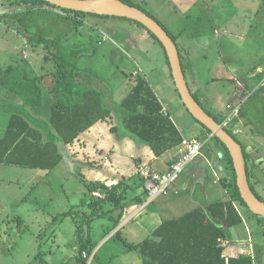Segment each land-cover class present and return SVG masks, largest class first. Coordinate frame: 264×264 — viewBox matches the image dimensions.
<instances>
[{
    "label": "rangeland",
    "instance_id": "obj_1",
    "mask_svg": "<svg viewBox=\"0 0 264 264\" xmlns=\"http://www.w3.org/2000/svg\"><path fill=\"white\" fill-rule=\"evenodd\" d=\"M131 1L148 12L150 9L154 11V17L174 37L184 56L190 90L213 115L224 118L225 127L247 148L251 156L252 174L255 169L260 173V178L252 175L250 181L264 199V138L253 134L251 124L240 112L242 104L261 86V95L264 97V80L259 83L261 70L264 71V0ZM16 9L19 10L17 7L3 8L10 15L5 17V13L0 11V69L13 65L20 69L28 63L25 55L33 53V63L36 64L33 75L48 74L46 87L52 89L56 81V67L48 57L46 44L61 37L60 46L70 50L81 39L69 40L73 36L70 24H58L56 27L57 17L50 9L37 10L23 16L13 14ZM94 18L99 24L92 20L93 17L87 18L86 27L80 30L84 38H95L100 34L103 40L110 37L126 49L130 61L136 60L139 74L156 91L159 89L163 93L160 99L182 134L200 140L203 133L201 125L188 112L177 92L163 47L143 27L131 21L112 17L108 20ZM100 24L104 26L98 30L95 26ZM40 26L51 35H46ZM92 27L94 30H91ZM84 38L81 42H85ZM67 39L70 42L65 45ZM113 40H109V43ZM91 64L95 70L94 65L98 66L99 63ZM129 66L128 62L120 66L123 69L114 73L109 78L110 82H103L106 92L114 94L106 95V103L113 110V117L99 124V128L104 127L102 129L106 131L104 133L109 146L121 147L119 173L125 176L126 182L134 184L131 188H135L143 181L137 174L135 160L141 158L145 162L148 157L143 145L126 136L121 118H118L117 104L123 99L122 95L132 89L133 69ZM44 98V107H40L43 116L40 117L47 118L53 99L48 93ZM18 107H12L9 112L7 110V116ZM8 122L9 119L7 125ZM112 127L115 131H111ZM3 133L4 129L1 128L0 137ZM125 141H129L133 147H123ZM214 145L213 142L209 143L207 148L215 151ZM218 148L221 152V148ZM86 153L91 157L78 155V148H66L62 163L50 172L0 165V264H42L43 258L46 261L44 264H79L76 257L79 254V243L75 235L77 222L83 224V214L89 213L91 198L89 187L80 178L85 177L87 182L100 180L98 173L109 175L107 170H112L111 167H103L105 161H92L94 150L89 149ZM203 155L201 158L205 159ZM209 157L212 159L211 155ZM207 160L209 166L200 161L187 166L183 173L185 186L179 185L177 188L180 196L160 197L142 209L145 202H136L135 192L129 190L124 201L127 204L124 217L118 226L122 230L121 238H112L111 234L106 236L107 230L114 226L112 214L116 211L113 215L116 219L121 213L119 210L112 211L113 205L106 203L104 208L111 213L94 220L90 228L91 237L99 246V255L91 264H144L145 258L137 250H129L124 242L128 241V231H132L127 233L131 234L129 243L137 244L147 239L166 220L180 217L214 201L230 199V188L227 186L233 181L232 171L228 173V167L225 172L221 171L218 164L222 160L217 156H213L212 162ZM221 163L227 164L223 161ZM119 182H124L127 187L125 181ZM93 196L99 197L95 194ZM172 199L174 202L180 199L183 201L176 209H169L171 202L168 201ZM235 205L243 217V223L227 231V239L224 240L228 244L226 251H233L237 247L239 251L249 252L250 246L255 248L264 244V225L258 223L245 207L238 203ZM72 209L75 210V216L65 217ZM87 230L88 227L83 228L84 235H87ZM56 235L61 242L57 241ZM261 257L264 261V252ZM86 260L91 262L89 257Z\"/></svg>",
    "mask_w": 264,
    "mask_h": 264
},
{
    "label": "trees",
    "instance_id": "obj_2",
    "mask_svg": "<svg viewBox=\"0 0 264 264\" xmlns=\"http://www.w3.org/2000/svg\"><path fill=\"white\" fill-rule=\"evenodd\" d=\"M121 1L144 11L154 18L177 45L168 29L151 12L136 6L131 0ZM5 7H17L19 10L16 9V13L13 14H20L21 16L26 13H34L37 10L40 12L50 9V12L57 17L55 19V22L57 21L56 27L58 24L65 25L69 23L72 32H80L82 28L86 27L85 21L87 18L93 17L92 20L96 24H99V22L94 17L107 20L111 18L110 16L63 10L41 0H0V11L5 13L4 17L10 16L6 14L7 10H3ZM125 20L143 27L163 47L159 39L143 25L133 20ZM102 26L104 25L100 24L95 27H98L99 30V28H103ZM40 29L43 30L41 26ZM91 30H94V27ZM43 32L46 35H51L46 30H43ZM81 35H83V32ZM98 35V42H102L103 38L100 37V34ZM90 38L91 40L94 39L93 36H90ZM60 40L61 37L49 41L45 47L50 61L56 67V73H54V76H56L55 86L49 91L46 92L43 86V80L48 74L33 75L34 73L28 71L27 65L22 66L20 69L13 65L7 69L4 84L22 103L13 110L7 129L4 135L0 137V165L50 172L62 163L64 150L74 145L83 133L89 131L96 124L105 123L113 117V110L107 106L105 95L95 85L96 80L106 83L104 78L98 76L90 68L79 69L76 62L81 51L75 49L64 50L60 46ZM52 50L55 51L52 53ZM179 54L186 76L184 56L180 50ZM69 57H73V59H69ZM166 59L172 76L167 55ZM131 78L132 89L117 104L118 118H121L126 136L137 144L149 147L156 157H162L172 150L176 151L172 166L182 157L178 153V149L183 141V135L169 115L165 113L161 101L148 80L138 72L133 73ZM259 80L261 84L264 80L263 73L259 75ZM255 88L256 86L252 91ZM262 91L263 86L242 104L240 112L251 124L253 134L256 137L264 138V97L261 95ZM46 93L52 96L53 103L50 107L49 116L43 118L35 113L38 108L44 107ZM191 93L209 115L219 124H223V117L213 115L198 100L195 93L192 91ZM199 124L201 125V131H203L199 139L205 143L204 156L207 158L208 155H211V157L215 155L219 160L226 161L228 168L233 173V181L227 186L230 188V199L214 201L197 207L180 217L166 220L146 240L140 243L132 244L126 240L124 242L129 250H137L140 256L145 258L144 264H255V259L250 254H241L237 257L224 256L225 249L220 241H226L229 229L243 223V217L235 203L245 207L257 222L263 225L264 217L254 215L241 198L236 183L233 160L225 144L217 137L209 139L212 136L211 131L201 123ZM225 130L241 144L238 137L230 129L225 127ZM111 131H115V128H112ZM212 142L215 144V151L207 148L209 143ZM218 147L221 148V152L217 150ZM243 149L246 159L250 160L251 156L248 154L246 147L243 146ZM250 178L251 176L248 173L252 191L260 200L264 201L255 191ZM80 180L89 187L91 198L88 204L89 213L83 214V224H79L76 218V235L79 243L77 260L79 264H91L99 255V250H96L98 243L94 242L91 237V225L94 220L111 213L110 210L104 208L105 204L109 203L113 205L112 211L119 210L121 213L116 219L111 216L114 226L107 230L106 236L118 228L127 205L124 201L126 200L128 186L125 187L124 182L112 186H107L102 182H87L85 177H81ZM94 193H99L100 197L93 196ZM140 203H144L143 199ZM74 211V209L70 210L65 214V217L75 216ZM84 227H88L87 235H84L82 231ZM115 237L121 238L120 230L112 235V238ZM88 257L91 259L90 263L86 260Z\"/></svg>",
    "mask_w": 264,
    "mask_h": 264
},
{
    "label": "crops",
    "instance_id": "obj_3",
    "mask_svg": "<svg viewBox=\"0 0 264 264\" xmlns=\"http://www.w3.org/2000/svg\"><path fill=\"white\" fill-rule=\"evenodd\" d=\"M149 12H151L152 14H155V12L152 11L151 9H150ZM98 36H95V38L91 40L90 37L89 38L88 37L84 38V36L81 35V33L77 31V32H73V36L69 38V40H71V41H73V40L75 41V40L81 39V40L76 42V46L75 47H72V48L70 47L69 48L70 50H73L74 48H78V49H75V50L81 51L80 57L78 58V60L76 62V65H77V67L79 69L85 70V69H89L90 68L91 70H93L94 68H93V65L91 63L98 62L99 63L98 66L94 65V66H96V68L93 71L98 76L104 78V80L106 82H108V81L110 82L109 78L114 73H116L119 70L123 69L120 66L123 67L125 64H127V62L130 64V66H132V67H130V66L129 67L131 69H133V73L136 74L138 71L140 72L139 66L135 63L136 60H135V62L134 61H132V62L130 61L131 58L127 55L126 49H124L123 47L119 46L116 43V41H114L113 39H110V37H108L109 39H106L107 38L106 37V38H104V40H102V42H98L99 41L98 40L99 39ZM74 37H76V39H73ZM83 38H84L85 42H81ZM69 40L68 41H66V40L64 41V42H66L65 45H68V42H70ZM109 40H113V42L109 43ZM65 48H67V47H65ZM33 56H34L33 53H29V54H27V56L25 55L26 61L28 62L27 63L28 71H30L32 73H34V70H35L34 66L36 65V64L33 63L34 62L33 61ZM7 69H8V67L5 68V69H0V129L1 128L4 129V133H5L6 126H7V119H10V116H11V115L7 116V110L9 112V110L11 111L12 107L13 108L14 107H18L22 103V101H20L13 92L8 90V88L4 84V80L6 79ZM263 72L261 70V73H263ZM38 76H40V75H38ZM125 78H126V75H125ZM47 80H48L47 77L43 80V86H44L46 92L49 91V88L46 87V85H47L46 81ZM95 85L96 86L98 85L99 89L105 95L106 101H107V97H106L107 94L110 95V93H111L112 95H114L112 92H109V93L106 92V88H105L104 84L102 82H100L99 80H96ZM101 86H103L104 89H102ZM132 86H133V83H132ZM151 87L153 88V86H151ZM130 90L131 89H129L128 92H130ZM153 90H154V92L156 93V95L158 96L159 100L161 101V103L163 105V102L160 99V97L163 96L162 95L163 93H161V91L159 89H157V91H156V88L155 89L153 88ZM128 92L127 93L125 92V94H123L122 97L126 96L128 94ZM112 95H110V96H112ZM120 102H121V100H120ZM163 107H164V110H165L166 114L168 115V111H167L166 107L164 105H163ZM41 108H38L36 110V113L39 116H43L40 113V109ZM12 112H13V110H12ZM99 124H101V123L96 124L89 131L83 133L79 137V139L75 142V144L72 145V146L67 147V149L73 150V149L78 148L80 150V154H78V155H83V156L86 155L87 157H91V155H87L86 151H88L89 149H92V150H94V154L92 156L93 157L92 161L98 162V161L102 160V161H105V163L103 164L104 168L105 167L106 168H110L111 167V169H112L111 171L107 170L109 175H106V174L105 175H101L100 173H98V176L100 177L99 178L100 180H95V181H92V182H102V183L106 184L107 186L116 185V184L119 183L120 180L126 182L125 176L124 175L121 176V173H119L120 164H119L118 157H119L120 152H121L122 149H121V147H117V146L116 147L115 146L114 147L109 146V144L106 142V140H107L106 139V135H105L106 131L104 129V131H105V133H104V131L102 129L104 127L99 128ZM4 133H3V135H4ZM187 138H189V137H187ZM77 145H79V146H77ZM123 147H126L127 149H131L133 147V144H131L129 141L128 142L125 141ZM143 150H144V152H146L148 160L145 161V162L141 158H136V160H135L136 163H137V166H138L137 174L139 175L140 178H142L141 180H144L143 173L145 171L160 172V173L166 172L169 169V167L171 166V164L173 163L174 157L176 156V153H177L176 151L172 150V151H170L169 153L165 154L162 157H156L149 147L143 145ZM72 154H74V153L72 152ZM213 156H215V155H213ZM213 156H212V159H213ZM200 158L201 157L197 158L194 162L195 163H197L198 161L204 162V163H207L208 166L210 165V163L207 162L208 161L207 159H210L209 161L212 162V159L209 156L207 158L205 157V160L203 158H201V160H200ZM89 159H92V158H89ZM97 159H98V161H97ZM222 161L226 162L224 160H222ZM221 162L218 164L219 165L218 167L221 169V171L225 172V169H226V167H228V165L227 164H223ZM229 170L230 169L228 168V170H227L228 173L230 172ZM183 173L180 176V178H179L178 182L176 183V185H174L173 188L171 189L170 195H178V196H180V193H179L177 188H178L179 185L180 186H185V184L183 182V175H184ZM227 177H228V175H227ZM135 184H137V183L135 182ZM133 185L134 184L129 183V181L126 182V186H128V191L133 189L132 192H135V197L134 198H136V202H140L141 199H143V201L146 204L147 195H146L145 191H143L144 190L143 183L140 184L142 186L137 184L138 186H136L135 188H131ZM94 194L98 195L100 197L99 194H97V193H94ZM139 199H140V201H139ZM181 201H183V199H180V200L175 201V202H174V199L169 200L168 202L169 203L171 202V207L169 209H176L179 206V203ZM145 207H147V206H143L142 209L145 208ZM114 214H116V211L112 214V216ZM140 228L142 229V226H140ZM118 230H119V228H117L115 231H113L110 234L113 235ZM120 232L122 233V230ZM128 232H132V231H128ZM127 233H126L127 240H128L127 242L129 243V241H130L129 236L131 234L128 235ZM132 236L135 237V235H132ZM56 237H57L56 238L57 241L61 242V239H59V236L56 235ZM76 237H77V235H76ZM77 240H78V238H77ZM132 244H134V242H132ZM97 248L99 249V246ZM227 248H228V244L226 243V246H225V252L226 253L224 254V256L237 257V256H239L241 254H250L255 259V264H264L263 258L261 257L262 253L264 252V244H262L261 246L259 244L255 248L250 246L249 247V252L239 251L237 249V247L235 249H233V251H226ZM50 254L51 255L53 254L52 251H50ZM77 256H78V254H77ZM44 263H46L45 258L42 259V264H44Z\"/></svg>",
    "mask_w": 264,
    "mask_h": 264
},
{
    "label": "water",
    "instance_id": "obj_4",
    "mask_svg": "<svg viewBox=\"0 0 264 264\" xmlns=\"http://www.w3.org/2000/svg\"><path fill=\"white\" fill-rule=\"evenodd\" d=\"M63 10L119 17L133 20L151 31L163 45L168 57L174 84L179 96L193 118L209 129L212 137L219 138L227 147L234 165L236 183L248 209L254 214L264 217V201L252 191L246 169L243 147L235 138L209 115L193 97L183 71L178 46L168 32L144 11L125 4L121 0H41Z\"/></svg>",
    "mask_w": 264,
    "mask_h": 264
},
{
    "label": "built area",
    "instance_id": "obj_5",
    "mask_svg": "<svg viewBox=\"0 0 264 264\" xmlns=\"http://www.w3.org/2000/svg\"><path fill=\"white\" fill-rule=\"evenodd\" d=\"M223 126L225 127L224 124ZM204 146L205 143L201 140L183 136V141L178 149V153L182 157L175 164L163 173L145 171L143 177L144 191L147 199L144 206H148L160 197L169 196L171 189L177 180H179L187 166L202 156ZM220 243L225 248L226 243L224 241H220Z\"/></svg>",
    "mask_w": 264,
    "mask_h": 264
},
{
    "label": "flooded vegetation",
    "instance_id": "obj_6",
    "mask_svg": "<svg viewBox=\"0 0 264 264\" xmlns=\"http://www.w3.org/2000/svg\"><path fill=\"white\" fill-rule=\"evenodd\" d=\"M243 147V146H242ZM247 149V148H246ZM243 151H244V149H243ZM245 159H246V157H245ZM255 168V167H254ZM246 169H248V171H247V174L249 173V175L251 176V178L250 179H252V175H254V176H258V178H260V173L258 172V170L257 169H255L254 171H253V174H252V168H251V162H250V160H247L246 159ZM253 176V177H254ZM255 188V187H254Z\"/></svg>",
    "mask_w": 264,
    "mask_h": 264
}]
</instances>
